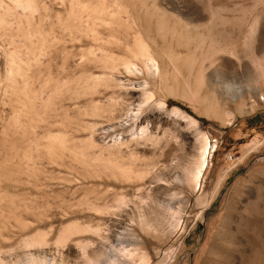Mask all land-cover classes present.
Instances as JSON below:
<instances>
[{
  "label": "rangeland",
  "instance_id": "rangeland-1",
  "mask_svg": "<svg viewBox=\"0 0 264 264\" xmlns=\"http://www.w3.org/2000/svg\"><path fill=\"white\" fill-rule=\"evenodd\" d=\"M118 253L264 264V0H0L3 264Z\"/></svg>",
  "mask_w": 264,
  "mask_h": 264
},
{
  "label": "bare ground",
  "instance_id": "bare-ground-1",
  "mask_svg": "<svg viewBox=\"0 0 264 264\" xmlns=\"http://www.w3.org/2000/svg\"><path fill=\"white\" fill-rule=\"evenodd\" d=\"M231 89L232 90L233 89L236 90L237 87L235 86V87H232ZM236 91L238 93H241L240 90H236ZM131 172L132 171H130V170H126V171L123 172V174L130 176L132 174ZM24 223H25L24 228H26V230H27V228H28L27 226L29 224V221H26ZM85 230H86V228L84 226H81V225H79V224H77L75 222L68 223L66 226H64L60 230V232H59V234L56 237L54 242L56 244H63L64 242L68 241V239L71 237V235L78 234V233H83ZM93 232L94 233L96 232V234L99 233L98 229L92 231V233ZM47 244H48V242H47L46 234L41 232V231H36V232H34V234L24 236L21 239V243H20V245L23 248L24 247L28 248V247H32V246H45ZM75 245L79 249L81 254L87 253L86 252V248H87V246H89L87 240L86 241H84L82 239L81 240H77ZM5 254L10 256L12 254V250L11 249L7 250L5 252ZM127 254L126 253H123V254L122 253H120V254L118 253V254H116L115 255V259H114V264H125V263L128 264V262H130V260L132 259L133 255L132 254L127 255ZM3 261H4V259L0 256V264H3ZM140 263L141 264H147L146 258L145 257H141L140 258ZM18 264H47V262H45V259L32 258V257L28 256L26 259L20 261V263H18ZM87 264H97V263L94 262L93 260L89 259L87 261Z\"/></svg>",
  "mask_w": 264,
  "mask_h": 264
},
{
  "label": "trees",
  "instance_id": "trees-1",
  "mask_svg": "<svg viewBox=\"0 0 264 264\" xmlns=\"http://www.w3.org/2000/svg\"><path fill=\"white\" fill-rule=\"evenodd\" d=\"M255 118L253 117H251V118H248V119H246V121L249 123V124H252V121L254 120Z\"/></svg>",
  "mask_w": 264,
  "mask_h": 264
}]
</instances>
